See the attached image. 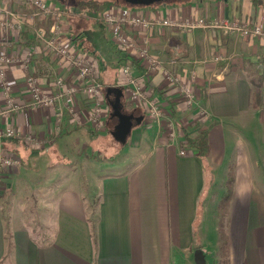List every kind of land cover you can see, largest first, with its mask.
Masks as SVG:
<instances>
[{
  "label": "crops",
  "instance_id": "1",
  "mask_svg": "<svg viewBox=\"0 0 264 264\" xmlns=\"http://www.w3.org/2000/svg\"><path fill=\"white\" fill-rule=\"evenodd\" d=\"M259 2L172 0L123 12L178 21L258 19L264 16V0ZM135 31L137 40H147L151 53L163 60L164 69L180 74L187 69L195 74L193 86L207 118L202 119L196 106L186 105L178 84L165 78L163 69L148 77L144 66L136 68L135 76L147 81L146 97L158 100L162 116L157 121L149 119L147 98L142 100L144 105L127 104L124 99V111L134 116L127 141L120 143L122 146L130 140V155L120 163H114L113 158L106 160L99 150L104 141L100 137L111 133L117 122L112 119L108 129L112 117L106 119L105 115L106 126L97 133V154L80 147L74 151L80 161L68 170L41 158L46 156L43 152L37 161L34 158L27 165V159L21 160L20 166L7 171L0 183V264H213L218 245L217 206L232 162L236 176L227 216L230 264H264V88L259 105H252V81L260 69L257 55L262 42L214 28L156 26ZM107 35L109 40L101 39L100 46L111 42ZM81 37L82 32H73L70 25L65 30V42L78 50ZM28 44L19 34L4 37L0 28V52L18 49L22 53L34 45ZM106 47L99 55L109 59ZM83 53L95 58L92 51ZM99 55V81L109 78L107 84L101 81L104 87L120 86V54L112 56L117 60L112 69ZM46 57H34L31 69L41 77L44 88L50 89L51 77L46 74H53L58 67L56 60L51 62ZM58 71L70 75L66 66ZM27 72L19 62L7 66L8 76L16 82L15 100L21 106L7 121L22 135L34 133L47 142L44 147L31 148L22 137L3 138L0 154L20 157L23 152L44 150L51 144L50 151L66 154L70 149L68 137L82 129L96 132L87 122L90 105L83 92L77 94L82 120L72 122L66 113L57 132L54 108L31 105L24 84ZM2 97L0 87V108L4 105ZM0 121H4L1 116ZM169 121L190 132L196 121H206L210 154L198 157L188 146H182V129L175 140H170ZM83 169L84 175L80 172ZM210 214L216 217L213 248L208 239Z\"/></svg>",
  "mask_w": 264,
  "mask_h": 264
},
{
  "label": "built area",
  "instance_id": "2",
  "mask_svg": "<svg viewBox=\"0 0 264 264\" xmlns=\"http://www.w3.org/2000/svg\"><path fill=\"white\" fill-rule=\"evenodd\" d=\"M13 2L21 5H28L29 11L23 12L19 7H12ZM0 28L4 37H9L16 29L18 31L27 29L30 25L32 35L37 43L28 47L22 53L18 49L0 52V87L4 98V105L0 108V140L3 138L22 137L31 148L44 147L47 140L43 136L34 133L21 134L17 127L7 121L10 114L21 109L14 96L16 82L8 76L7 66L19 62L28 72L24 75V84L31 96V105L35 107L54 108L57 132L61 131L63 117L67 113L72 122L79 123L82 120L81 108L77 94L83 92L90 108L87 112V122L96 131H102L106 126L105 95L104 86L100 80V69L98 61L87 53L75 48L69 41L65 42V11L50 0H0ZM105 27L110 34L112 42L125 52L132 53L138 58L139 64L144 66L148 77L151 72L163 69L164 76L171 83L178 84L179 92L187 106H196L202 119L207 118V110L196 96L193 82L195 74L187 69L180 72L163 68V60L151 53L147 40L139 42L135 30L140 28L153 29L154 27H174L182 29L214 28L226 34H239L249 39H259L262 42V51L257 55V62L264 70V16L262 18L245 19H184L181 21L168 18L151 19L142 14H127L110 6L102 17ZM41 23H48L41 25ZM38 54L48 55L51 62L56 60L58 69L66 66L70 75H64L58 69L53 74H46L51 77V87L46 89L43 86L41 77L31 69L32 60ZM136 55V56H135ZM31 69V70H30ZM51 69V68H50ZM122 81L120 86L127 87L125 100L127 104L138 103L147 98V87L145 79L135 76L130 64L121 68ZM140 77V76H139ZM146 106L149 119L157 121L162 116V110L157 99L147 98ZM170 140H175L181 132V126L173 121L167 124ZM185 150H181L184 154ZM21 158L15 154H0V183L5 173L12 168L20 166Z\"/></svg>",
  "mask_w": 264,
  "mask_h": 264
},
{
  "label": "rangeland",
  "instance_id": "3",
  "mask_svg": "<svg viewBox=\"0 0 264 264\" xmlns=\"http://www.w3.org/2000/svg\"><path fill=\"white\" fill-rule=\"evenodd\" d=\"M51 2L55 3L59 7H61L62 10L66 11V22H65V29H69V25L72 27L73 32L75 33H80L82 32V37H81V45L79 46V51L80 49L81 52L85 51H92L91 54L95 55V59L97 60V54L99 55L102 54L101 48L104 46L106 47V51H104L106 54L109 52L110 56L109 59L107 57H103L102 55H99L101 58V61L103 63V58H105L106 66H110V68H115L113 64L117 65V60H115L112 56L117 54V49H120L115 45L114 42L108 41L109 45L106 43L103 44V47L100 46V41L103 38H106L109 40V37H107V29L105 27L104 21L102 19L104 12L106 9L110 6H113L117 9H121L122 11L125 10H135L138 8H143V7H148L150 5H131L126 3L124 0H50ZM171 2V1H169ZM152 5V4H151ZM12 7L17 8L23 12H28L29 11V6L28 5H21L17 4L16 2H13ZM41 25H47L46 23H41ZM27 29L29 30L30 33H32L31 26L28 24L26 25ZM26 30V29H25ZM23 31V30H21ZM16 29L14 31L15 34H19V32ZM107 31V32H106ZM109 34V32H108ZM12 36V34L10 35ZM110 36V34H109ZM75 47V46H74ZM117 48V49H116ZM105 49V48H104ZM122 50V49H120ZM117 51V52H116ZM124 51V50H123ZM122 51V52H123ZM103 52V53H104ZM125 52V51H124ZM116 53V54H115ZM136 56V55H135ZM135 58V57H134ZM137 61L139 62L138 58H136ZM98 61V60H97ZM100 61V60H99ZM100 61V64H101ZM104 61V62H105ZM125 64H130L132 66V69L135 70L134 66L129 62L121 63L120 65H125ZM99 65V64H98ZM100 66V65H99ZM103 66V64H101ZM141 66V65H140ZM105 68V66H104ZM119 71V69H117ZM101 81L104 84H107L109 78H103ZM147 82V81H144ZM118 84V82H117ZM119 85V84H118ZM105 88L104 87V93L105 94ZM141 104L142 101H140ZM144 105V104H143ZM110 107L107 100L105 99V108L107 110L106 114V119H109L110 117ZM117 120V118H114V122ZM106 121V120H105ZM111 122V119H110ZM109 128L111 130L112 128V122L109 124ZM108 127V125H107ZM101 132V131H100ZM136 132V131H135ZM97 133L98 132H93L90 131L89 129H82L80 133L74 134L71 137H68V146H70V149L66 151V154L61 152L60 150L53 149L50 151L52 144L48 146V148L44 150H30V153L23 152L20 155L21 160H26L27 159V165L29 161H32L34 158L37 161L39 156L45 152L46 156H43L41 158L47 160L49 163L52 162V164H55L54 167L60 169H63L61 166L64 165L66 169L69 170L70 166L75 163V161H80V159H76L75 155V150L77 151L80 147L82 146L86 149V151H89L90 153H96L97 154ZM99 134V133H98ZM134 137V134H133ZM100 140H104L102 142L103 146H100L99 150L100 153L106 157V160H109L111 158L115 159L114 163H120L121 161L125 160L129 155L131 151L130 147V140L125 144V145H120V141H117L116 138L111 134V133H106V137H100ZM55 146V145H54ZM31 155V156H30ZM30 156V157H29ZM72 162V164H71ZM93 163L97 164V160H93ZM102 166V164H100ZM120 165V164H119ZM82 175L86 174V171L80 170ZM212 217V214L209 215V218ZM216 217L215 215L212 217L211 221V228L209 230L208 234V239H209V247L213 248V244L216 241L217 234H216Z\"/></svg>",
  "mask_w": 264,
  "mask_h": 264
},
{
  "label": "trees",
  "instance_id": "4",
  "mask_svg": "<svg viewBox=\"0 0 264 264\" xmlns=\"http://www.w3.org/2000/svg\"><path fill=\"white\" fill-rule=\"evenodd\" d=\"M253 2L255 3L259 2V0H253ZM46 24L48 27L49 24L48 23ZM19 38H21V40H26L29 43L28 45L37 43V39L35 38V36L30 34L28 29L19 32ZM117 51H116L117 54H120L119 64L130 62L135 69L136 68L137 70L141 69V66L136 58H134L127 52L124 51L122 52V50L120 49H117ZM167 52L169 51L167 50ZM170 53L171 52H169L168 54ZM39 56L41 57L43 55H39ZM49 58L50 57H46V59ZM252 84L254 88L253 89L254 97H253L252 105H259L260 91L262 88H264V70L262 68H260L257 71V75L255 79L252 81ZM112 119L114 120V117H112L111 120ZM206 121H196L193 124V129H194L193 132H190L186 128L185 129L182 128V126L180 125L181 129L183 130L181 145L184 147L188 146L190 149L194 151V153L198 157H207L210 154V150H211L209 137H208L209 131H208V127L206 126L207 123ZM235 176H236V165L235 162H232L229 164L228 167V172L225 180V190L222 196L220 197L217 206L218 245H217L216 257L213 261V264H230V244L232 243L230 240L229 230L227 226V220H228L227 216L235 195V190H234Z\"/></svg>",
  "mask_w": 264,
  "mask_h": 264
},
{
  "label": "water",
  "instance_id": "5",
  "mask_svg": "<svg viewBox=\"0 0 264 264\" xmlns=\"http://www.w3.org/2000/svg\"><path fill=\"white\" fill-rule=\"evenodd\" d=\"M131 5H151L156 3H166L172 0H124ZM124 88L119 85H108L105 88V98L110 107V116L117 118V123L113 126L111 134L120 143L127 141L133 125V113L125 112L124 108Z\"/></svg>",
  "mask_w": 264,
  "mask_h": 264
},
{
  "label": "bare ground",
  "instance_id": "6",
  "mask_svg": "<svg viewBox=\"0 0 264 264\" xmlns=\"http://www.w3.org/2000/svg\"><path fill=\"white\" fill-rule=\"evenodd\" d=\"M105 95V94H104ZM106 99V98H105ZM123 99H125V95H124V98Z\"/></svg>",
  "mask_w": 264,
  "mask_h": 264
},
{
  "label": "flooded vegetation",
  "instance_id": "7",
  "mask_svg": "<svg viewBox=\"0 0 264 264\" xmlns=\"http://www.w3.org/2000/svg\"><path fill=\"white\" fill-rule=\"evenodd\" d=\"M114 118H116V117H114ZM117 123V122H116Z\"/></svg>",
  "mask_w": 264,
  "mask_h": 264
}]
</instances>
